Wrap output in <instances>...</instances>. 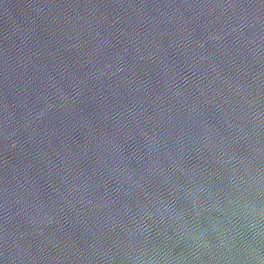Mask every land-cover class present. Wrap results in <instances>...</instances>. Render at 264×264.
Instances as JSON below:
<instances>
[{
    "label": "water",
    "instance_id": "water-1",
    "mask_svg": "<svg viewBox=\"0 0 264 264\" xmlns=\"http://www.w3.org/2000/svg\"><path fill=\"white\" fill-rule=\"evenodd\" d=\"M0 264H264V0H0Z\"/></svg>",
    "mask_w": 264,
    "mask_h": 264
}]
</instances>
